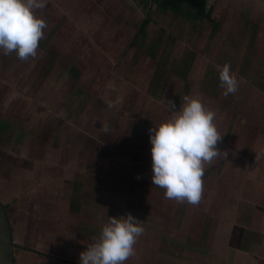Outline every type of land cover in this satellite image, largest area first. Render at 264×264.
<instances>
[{
  "label": "rangeland",
  "instance_id": "374dc122",
  "mask_svg": "<svg viewBox=\"0 0 264 264\" xmlns=\"http://www.w3.org/2000/svg\"><path fill=\"white\" fill-rule=\"evenodd\" d=\"M40 2L46 27L36 55L0 51V198L14 241L60 245L58 253L78 260L87 248L78 242L87 241L75 240L118 210L142 218L143 241H160L155 222L173 226L163 208L182 201L151 183L149 129L172 118L185 96L214 111L221 135L201 192L242 185L238 174L256 159L244 148L264 136L252 137L261 118L250 112L264 108V0H214L217 21L189 6L166 12L156 0ZM224 63L238 80L228 95L217 67ZM31 259L24 264L42 260Z\"/></svg>",
  "mask_w": 264,
  "mask_h": 264
},
{
  "label": "crops",
  "instance_id": "0c3cea01",
  "mask_svg": "<svg viewBox=\"0 0 264 264\" xmlns=\"http://www.w3.org/2000/svg\"><path fill=\"white\" fill-rule=\"evenodd\" d=\"M250 112L254 117L261 118L252 128V137L255 138L256 130L264 131V108L260 109V114L257 111V115H254L252 108ZM256 137V140L253 139L244 148L248 155L256 159L246 167L247 175L238 174L237 181L242 184L239 188H230L227 194L215 189L208 194L206 189L201 192L200 199L195 204L182 201L178 210L164 207L163 220L174 225L167 226L161 220L155 222V231L151 233L155 237L158 235L160 241H143V236L148 234L144 229L136 239L134 253L123 264H264V136ZM256 147L259 152L254 151ZM3 203L5 204L4 201ZM134 208L142 210L137 206ZM129 212L131 213L129 210H118L112 212L111 216L126 215ZM175 218L179 220L175 221ZM139 219L142 220L140 217ZM107 220V217L97 219L96 224L89 226L90 230L86 229L92 236L76 239L75 241H87L81 244L78 242V245L87 246L95 242ZM178 229L181 230L176 233ZM168 233L172 237L168 241L162 240ZM14 243H18L22 250L19 264L25 260L27 263L31 262L34 255L45 260H39V264H79V259L74 260V254L58 253L61 246L56 248V241L52 244L54 246L43 248L31 246L29 241ZM16 256L15 253V264L18 261Z\"/></svg>",
  "mask_w": 264,
  "mask_h": 264
},
{
  "label": "clouds",
  "instance_id": "9594fccd",
  "mask_svg": "<svg viewBox=\"0 0 264 264\" xmlns=\"http://www.w3.org/2000/svg\"><path fill=\"white\" fill-rule=\"evenodd\" d=\"M40 0H0V51H15L20 59L36 55L46 21L37 15ZM224 95L238 88L230 65L217 66ZM172 118L149 129L151 144V183L165 189L167 198L195 204L199 201L204 162L219 158L221 138L215 113L199 95L185 96ZM144 231L142 220L132 213L108 216L99 238L79 255V264H123L134 253V244Z\"/></svg>",
  "mask_w": 264,
  "mask_h": 264
},
{
  "label": "trees",
  "instance_id": "16d2710c",
  "mask_svg": "<svg viewBox=\"0 0 264 264\" xmlns=\"http://www.w3.org/2000/svg\"><path fill=\"white\" fill-rule=\"evenodd\" d=\"M159 6L166 12H172L175 15H180L186 6H189L197 11V15L203 16L209 20L217 21L215 18V6L214 0H156ZM193 16V15H191ZM150 23V20H146L142 29ZM17 246V244H15ZM27 248V247H26Z\"/></svg>",
  "mask_w": 264,
  "mask_h": 264
},
{
  "label": "water",
  "instance_id": "95a60500",
  "mask_svg": "<svg viewBox=\"0 0 264 264\" xmlns=\"http://www.w3.org/2000/svg\"><path fill=\"white\" fill-rule=\"evenodd\" d=\"M0 264H15V243L9 215L0 199Z\"/></svg>",
  "mask_w": 264,
  "mask_h": 264
}]
</instances>
